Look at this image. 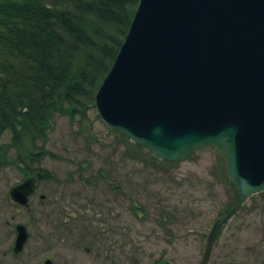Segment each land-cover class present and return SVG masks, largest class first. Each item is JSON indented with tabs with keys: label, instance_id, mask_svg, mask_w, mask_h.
Masks as SVG:
<instances>
[{
	"label": "rangeland",
	"instance_id": "1",
	"mask_svg": "<svg viewBox=\"0 0 264 264\" xmlns=\"http://www.w3.org/2000/svg\"><path fill=\"white\" fill-rule=\"evenodd\" d=\"M51 126L45 146L56 156L32 166L58 181L39 182L30 207L10 197L23 173L16 164L0 167V264L200 263L213 222L236 192L212 146L175 163L152 159L110 130L95 107L74 119L55 112ZM1 144L11 145L9 130ZM7 154L15 160L17 148ZM17 224L30 237L15 256ZM209 264H264V195L224 226Z\"/></svg>",
	"mask_w": 264,
	"mask_h": 264
},
{
	"label": "water",
	"instance_id": "2",
	"mask_svg": "<svg viewBox=\"0 0 264 264\" xmlns=\"http://www.w3.org/2000/svg\"><path fill=\"white\" fill-rule=\"evenodd\" d=\"M94 105L160 160L206 146L223 157L237 196L207 235L199 264H209L219 229L264 192V0H139ZM36 182L12 187V200L28 207ZM16 230L18 254L29 231Z\"/></svg>",
	"mask_w": 264,
	"mask_h": 264
},
{
	"label": "trees",
	"instance_id": "3",
	"mask_svg": "<svg viewBox=\"0 0 264 264\" xmlns=\"http://www.w3.org/2000/svg\"><path fill=\"white\" fill-rule=\"evenodd\" d=\"M138 3L0 0V167L12 163L24 178L38 171L40 180L58 181L49 171L32 166L45 156H56L45 146L52 116L60 112L71 119L86 117L94 107L95 92L118 53ZM7 130L11 145L5 149L1 137ZM14 146L18 155L12 160L7 153ZM223 176L235 190L224 172ZM235 201L236 192L219 215ZM164 262L159 258L154 264Z\"/></svg>",
	"mask_w": 264,
	"mask_h": 264
},
{
	"label": "flooded vegetation",
	"instance_id": "4",
	"mask_svg": "<svg viewBox=\"0 0 264 264\" xmlns=\"http://www.w3.org/2000/svg\"><path fill=\"white\" fill-rule=\"evenodd\" d=\"M37 174H38V173H36L35 176H37L38 179H40V175L38 174V175H39V176H38ZM30 176H32V175H29V177H30ZM36 191H37V187H36V190H35L34 194L36 193ZM34 194H33V195H34ZM33 195H32V196H33ZM32 196H31V197H32ZM45 197H46V196H45L44 194H41V195H40V198H41V199H44ZM86 250H87L88 252H90V248L87 247ZM13 253H14V251H13ZM19 254H20V253H18V254H15V253H14L15 256H17V255H19ZM45 261H46V260H45ZM45 261H44V264H45ZM51 261H52V260H51ZM167 264H168V261H167Z\"/></svg>",
	"mask_w": 264,
	"mask_h": 264
}]
</instances>
